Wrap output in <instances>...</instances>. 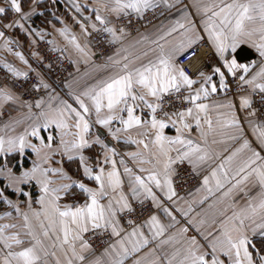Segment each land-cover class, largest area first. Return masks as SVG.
<instances>
[{
	"label": "snow or ice",
	"instance_id": "1",
	"mask_svg": "<svg viewBox=\"0 0 264 264\" xmlns=\"http://www.w3.org/2000/svg\"><path fill=\"white\" fill-rule=\"evenodd\" d=\"M183 2L93 0L95 7H89L70 0L83 43L63 19L57 18L62 27L54 30L85 63L94 55V33L101 38L97 46L115 47L98 66L108 74L78 94L69 93L73 103L53 94L39 72L29 99L10 84L0 86V118L6 107L26 109L20 118L9 115L0 129V156L12 157L19 168L17 174L7 160L0 165V204L8 209L0 220L11 218L13 211L22 218L19 225L0 224V264H49V257L55 264H264V0H194L199 27L217 57L208 69L195 73L179 63L203 39L189 14L178 8ZM39 3L31 0L28 11L24 0H5L0 7V51L28 69L5 60L2 67L10 74L6 79L27 80L35 71L17 49L20 35L29 38L30 46L36 45L35 37L44 40L49 35L29 23L42 14L36 11ZM159 8H177L181 17L151 34L139 33L125 45L133 20H144L146 13ZM9 12L12 18L4 20ZM47 43L52 51L66 50L55 40ZM244 44L255 50L258 61H240L238 50ZM31 55L43 63L37 51ZM169 129L174 135L167 134ZM217 134L223 139L217 140ZM229 141L239 147H225L226 155L211 147ZM120 144L136 145L137 151L121 153ZM29 155L35 159L25 167ZM65 158L78 161L76 178L65 171ZM185 162L192 174L202 175L196 191L205 195L198 203L215 198L209 207L221 205L210 220L189 221L199 239L187 235V227L173 235L167 231L176 217L164 201L175 207L183 199L175 189L174 166ZM237 198L243 203L238 205ZM148 201L174 223H161L145 207ZM176 210L185 217L192 211L191 205L188 211ZM93 239L104 245L99 255ZM165 247L171 252L159 255L157 250Z\"/></svg>",
	"mask_w": 264,
	"mask_h": 264
},
{
	"label": "crops",
	"instance_id": "2",
	"mask_svg": "<svg viewBox=\"0 0 264 264\" xmlns=\"http://www.w3.org/2000/svg\"><path fill=\"white\" fill-rule=\"evenodd\" d=\"M78 2L82 5L87 4L89 7H95V5L93 4V0H78ZM193 2H194V0H184L183 3L178 5V8L184 9L189 14L190 18L198 26V29H197L198 33L200 35H202L203 38H205L207 40V36H206V34L203 33L202 27H199L201 16H199L196 12V9L194 7H192ZM204 2H208V0H204ZM253 2L258 3L259 0H253ZM40 4H41V7H40ZM47 5L50 6V9L52 10V18L55 19V22H52L48 26H45V29H43V30L49 31V33L52 36V39L55 40V42H56V46H58L61 49H66L65 53L67 54V56L73 62V65H74L73 72L70 74V76L66 79V81L63 84V91L65 92V94H57V95H59L62 99H66L70 103H73L72 99L68 95L69 93L74 92V93L78 94L80 91H83L86 87L94 84L97 79L103 78L108 74L107 69H103V68L98 67L99 65H102L103 63L106 62V56H98L96 53H94V51L91 47V50L94 53V55L91 57V59L88 60L87 63H85L82 59H80L79 55L71 48V46H66V41L64 40V38L61 37L54 30V26L57 28L62 27V25H60L57 22V18L63 19L65 21V23L71 27L72 32H74L76 35L80 36L81 43H83L84 38L80 34L79 26L75 25L74 21L72 19L73 15L75 13H74V9L71 6L70 0H55V2H53V0H40L39 7H37V9H36L37 13H41L43 9L48 8V7H45ZM185 5H187V7H185ZM2 6H5V4L1 3L0 7H2ZM23 7H24L25 11L30 10L31 0H24ZM84 15H90V13L85 11ZM9 16H12L11 12H9V15L7 16V18H5V19L3 18V19L8 20ZM35 16L36 15L31 17V19L29 21V23L33 27H35V26L32 24V20ZM180 17H181V12L178 11L177 8H173L171 10L166 9V14L164 16H162L161 18H159L158 20H156L152 24H149L147 27H145L140 32L128 37L124 41V43H125V45H127L131 40H133V38H138L139 33L151 34L152 32L155 31V29L157 27H160V26L166 27L169 24H171L174 20L180 19ZM93 19H94V17H93ZM8 35L14 36L15 34L9 32ZM21 36H23V35L19 36L20 48L17 50L22 51L23 54L25 55L26 59H28V61H30L29 58L26 56V53H27L26 50L22 47V39L20 38ZM36 38L37 37H35V39ZM200 41L201 40L194 43L191 48H194L196 45H198ZM242 46L249 48L252 51V53L255 55V57L252 60H250L249 62H246V63H251L253 61L259 60L258 54L255 52L254 49L250 48L247 44H244ZM111 54H109V55H111ZM216 59H217V57L215 56V54L213 52L212 56L207 60L206 64L203 66V68L208 69L215 62ZM5 60L20 70H23V71L27 70V67L25 65H23L15 56L7 54L3 51H0V67L1 68H3L2 64ZM29 64H30V62H29ZM4 84H8V83H3L2 78L0 76V86H3ZM54 94H56V93H54ZM222 97H223V94L221 93V98ZM209 103H211V101H209ZM25 111H26V109H19L16 106L6 107L5 112L8 114V116L1 123L0 129H3L4 123L8 122L9 115L11 117H14V118H20L22 113ZM239 116L241 118H243L244 113H239ZM212 118H213V122H214V126H215V121H216V113L215 112L212 113ZM244 127L247 128L246 125H244ZM22 128H23V125L19 126L17 128V132L22 131ZM100 131H103V130H100ZM0 134H2V133H0ZM9 134H12V133H9ZM167 134L168 135H174V130H171V129L167 130ZM44 135L46 136L47 133H45ZM105 135H106V133H105ZM193 135H195V132L193 133ZM247 136L250 139L252 138L250 131L247 132ZM215 138L217 140L223 139V137L219 134H217V136ZM212 139H213V137L210 136L209 137V143L210 144H211ZM111 143L114 144L115 142H111ZM211 147L215 151L221 152V153L226 155L227 153H224V151H223L225 147H229L230 149H234L235 147H239V143L229 141L226 144L217 143V144L211 145ZM253 147H257V150H259L257 145L253 144ZM117 149L121 153L132 152V151H137V146L136 145L120 144V145H117ZM89 154H91V153H89ZM0 158L2 159L0 165H3L4 164L3 163L4 162V156H0ZM25 159L28 160V162H29L28 167H30L31 162H32V160L35 159V157L29 155ZM55 159H60V157L57 156ZM129 164L131 166L130 161H129ZM185 164H187V163L185 162ZM177 165H175L174 167H176ZM53 166L59 167L60 165H53ZM77 166H78V161H68L66 158L63 160V167H64L65 171L68 172L69 175H72L74 178L77 177ZM18 173L19 172H17V174ZM201 180H202V175L198 177V182L194 186V188H192L187 193L178 196V197H182L183 199L177 200V205L175 207L170 202L164 201L165 206L168 207L169 210L172 212L173 216L176 217L175 223L172 221L171 217L165 215L162 210L158 209L155 212V214L159 217L161 223H163L165 226H167L168 224L174 223V227L167 230L169 235L177 234V233H179V231L182 228L187 227L189 229L187 235H189V236L197 235V238L199 239L200 237L196 233L195 228H193L192 225L189 224V221L190 220H198V219L210 220L213 217V215L216 213L217 209H219L221 207L220 204H215V206L212 208L209 207L210 204L214 203L215 198H210L204 204L198 203V201L205 195V192H203V191H201V192L196 191L198 188H200ZM85 182L90 183L87 181H85ZM3 183H4L3 179L0 178V186H2ZM90 186H91V184H90ZM25 190H28L26 186H25ZM258 191H259L258 188L254 189L252 191L251 195L255 196ZM32 193H33V199H35L36 195H38V192L34 187L32 188ZM10 198L15 199V196H10ZM21 199H23V197H21ZM66 202H68V201L67 200L62 201V203H66ZM242 203H243L242 200L237 198V204L239 205ZM189 205H191L192 211L189 212L187 217L182 215L180 211L176 210V207H179L183 211H188ZM34 207H38V205H34ZM5 211H8L7 207L5 205L0 204V215H2ZM3 223H16L19 225L22 223V218L16 217V214L13 211L11 218L6 219V220H0V224H3ZM23 238L26 240L28 239L27 237H23ZM45 243L47 244L48 241H45ZM150 247H155V245L154 244L150 245ZM147 251H148V249H145L144 252H142L140 255L141 256L144 255V253ZM100 252H102V251H100ZM100 252L96 253V255H99ZM165 252L170 253L171 248L165 247L164 249H158L157 250V253L161 256H163ZM57 257L60 259H63L62 254L59 252V250H57ZM88 258L93 259L94 257L89 255ZM49 264H55V258L49 257ZM127 264H132L131 260L127 261Z\"/></svg>",
	"mask_w": 264,
	"mask_h": 264
},
{
	"label": "built area",
	"instance_id": "3",
	"mask_svg": "<svg viewBox=\"0 0 264 264\" xmlns=\"http://www.w3.org/2000/svg\"><path fill=\"white\" fill-rule=\"evenodd\" d=\"M5 4V0H0V4ZM166 14V9L159 8L155 11H150L146 13L145 19L141 21L133 20V23L130 27L132 35L140 32L145 27L144 25L152 24L162 16ZM92 39V49L94 53L98 56H107L114 52L115 47L108 46L106 43H102L100 46H97V40L101 39L97 37L96 34H93ZM53 45H49L47 40H38L35 45L34 51H37L43 59V63H38L37 58H33L31 54L26 56L29 58L31 63L36 69V73L39 72L43 76L44 80L51 85L54 91L59 92L60 94H65L63 91V84L66 79L70 76L73 71V65L67 57L61 51H52ZM194 53V54H193ZM212 48L208 41L203 38L198 45L194 48L188 49L187 53L179 59V63L184 65L189 73H195L197 69L203 67L207 60L212 56ZM51 67H47V65ZM36 73L29 72V78L25 80L24 78H8L10 74L6 72L3 68L0 67V76L3 83H8L13 86L14 90L17 93H23L24 99H29L33 94L31 90V85L37 82ZM233 91L235 86L232 85ZM40 94H45L44 90H40ZM255 105L258 107L260 105L259 97H255ZM8 114L5 112L3 118H0V123H2ZM177 175L175 177V189L179 195L185 194L190 191L198 182V177L192 174V170L188 164H178L176 167ZM145 207L150 209L152 213L158 210L152 206L151 202H146ZM149 213L144 212V216H147ZM93 247L96 249V253L103 250L104 245L100 243L98 239L92 240Z\"/></svg>",
	"mask_w": 264,
	"mask_h": 264
},
{
	"label": "trees",
	"instance_id": "4",
	"mask_svg": "<svg viewBox=\"0 0 264 264\" xmlns=\"http://www.w3.org/2000/svg\"><path fill=\"white\" fill-rule=\"evenodd\" d=\"M39 7V6H38ZM40 7H41V4H40ZM45 7H48V8H46V9H43L42 10V14H38V15H36L34 18H33V20H32V24L36 27V28H39V29H45V26H48L50 23H52V22H55V19H53L52 18V10L50 9V6H45ZM5 18H7V17H4V19ZM12 18V16H9L8 17V19H11ZM47 33L49 34V35H47L45 38H44V40H53L52 39V36H51V34L49 33V31H47ZM21 39H22V47L26 50V52L28 53V54H31L33 51H34V48H35V45L34 46H30V43H29V39L26 37V36H21L20 37ZM36 40H37V42H38V40H40V38L39 37H37L36 38ZM63 54H64V56L65 57H67V59H69V57L67 56V54L65 53V51H63L62 52ZM70 60V59H69ZM71 61V60H70ZM30 62V64H31V66H32V68L33 69H35V67L33 66V64L31 63V61H29ZM71 63H72V65H73V62L71 61ZM73 70H74V65H73ZM25 71H28V69L27 70H25ZM73 72V71H72ZM30 73H36V69H35V71L34 72H30ZM54 93H56V94H60L59 92H57V91H54ZM53 93V94H54ZM1 158H0V163H1ZM5 160H7V162H8V164H9V166H13L14 167V170L16 171V172H19V168L18 167H15V165H16V160H14L12 157H4V162L3 163H5ZM24 166L25 167H28L29 166V162H28V160H24ZM8 195L9 196H14L13 194H11V192H9L8 193ZM1 205H3V204H1Z\"/></svg>",
	"mask_w": 264,
	"mask_h": 264
},
{
	"label": "water",
	"instance_id": "5",
	"mask_svg": "<svg viewBox=\"0 0 264 264\" xmlns=\"http://www.w3.org/2000/svg\"><path fill=\"white\" fill-rule=\"evenodd\" d=\"M238 55L241 62H249L255 57L252 51L245 46H241V48L238 50Z\"/></svg>",
	"mask_w": 264,
	"mask_h": 264
},
{
	"label": "rangeland",
	"instance_id": "6",
	"mask_svg": "<svg viewBox=\"0 0 264 264\" xmlns=\"http://www.w3.org/2000/svg\"><path fill=\"white\" fill-rule=\"evenodd\" d=\"M0 125H1V123H0Z\"/></svg>",
	"mask_w": 264,
	"mask_h": 264
}]
</instances>
